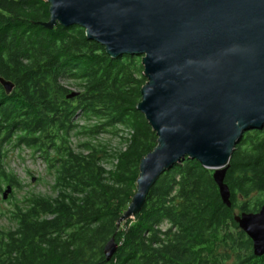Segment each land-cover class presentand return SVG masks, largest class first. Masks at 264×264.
<instances>
[{"label": "trees", "instance_id": "obj_1", "mask_svg": "<svg viewBox=\"0 0 264 264\" xmlns=\"http://www.w3.org/2000/svg\"><path fill=\"white\" fill-rule=\"evenodd\" d=\"M49 8L47 0H0V79L14 84L10 94L0 85V196L7 186L21 189L4 162L9 150H28L51 179L48 193L12 204L13 225L0 227V264H264L233 218L264 205L263 130L246 132L233 151L224 178L231 208L213 171L185 158L118 225L141 160L158 144L137 110L147 82L141 60L110 58L81 27L46 29ZM101 134L124 149L110 153L94 142ZM72 138L81 140L73 146ZM111 239L118 247L106 262Z\"/></svg>", "mask_w": 264, "mask_h": 264}, {"label": "water", "instance_id": "obj_2", "mask_svg": "<svg viewBox=\"0 0 264 264\" xmlns=\"http://www.w3.org/2000/svg\"><path fill=\"white\" fill-rule=\"evenodd\" d=\"M48 30L81 27L112 59H141L142 113L157 138L141 160L136 193L118 225L134 219L157 180L185 158L213 171L223 205L233 151L264 131V0H47ZM10 94L14 84L0 79ZM77 93L69 94L73 98ZM2 201L13 192L5 187ZM264 256V205L233 217ZM118 245L104 248L106 262Z\"/></svg>", "mask_w": 264, "mask_h": 264}, {"label": "rangeland", "instance_id": "obj_3", "mask_svg": "<svg viewBox=\"0 0 264 264\" xmlns=\"http://www.w3.org/2000/svg\"><path fill=\"white\" fill-rule=\"evenodd\" d=\"M141 60V59H140ZM64 86L70 88L73 91H77V87H75L72 82L63 81ZM80 119V118H79ZM78 119V120H79ZM101 138H95L98 143H103V145H107L110 150L116 147H123L120 145L121 141L118 137L111 136L109 134H102ZM81 139H75L74 145L76 146L78 141ZM113 147V148H112ZM5 165L8 171L13 173L21 183V189H13L12 198H8L5 201H2V197L0 196V227L7 229L13 225V222L10 218V211L13 210V205L15 200L21 199V197L27 192L48 193V185L51 182V179L48 174H46V168L42 161L38 159H33L30 156L28 150H18L16 151L9 150L8 158L6 159ZM41 169V171H40ZM6 189V188H5ZM4 189V190H5ZM241 212L236 211L235 215L240 214Z\"/></svg>", "mask_w": 264, "mask_h": 264}, {"label": "built area", "instance_id": "obj_4", "mask_svg": "<svg viewBox=\"0 0 264 264\" xmlns=\"http://www.w3.org/2000/svg\"><path fill=\"white\" fill-rule=\"evenodd\" d=\"M98 138H101L102 136L101 135H99V136H97ZM126 137H128V136H126ZM72 143L74 144L75 143V138H72ZM96 142V141H95ZM123 147H120V148H123L124 149V147H125V145H122ZM113 148V147H112ZM115 150H116V147L115 148H113L112 150H110V148H109V151H110V153H113V152H115ZM115 163V162H114ZM103 167H104V169H105V171H109V170H112V165L111 164H103ZM40 171H41V169H40Z\"/></svg>", "mask_w": 264, "mask_h": 264}, {"label": "flooded vegetation", "instance_id": "obj_5", "mask_svg": "<svg viewBox=\"0 0 264 264\" xmlns=\"http://www.w3.org/2000/svg\"><path fill=\"white\" fill-rule=\"evenodd\" d=\"M257 213V212H256ZM250 243H251V240H250ZM252 252H253V243H252ZM253 255V254H252ZM262 258H264V256L263 257H260V258H257V259H262Z\"/></svg>", "mask_w": 264, "mask_h": 264}]
</instances>
